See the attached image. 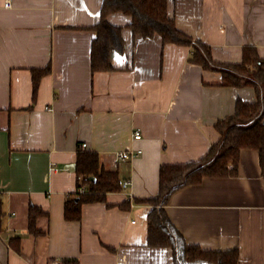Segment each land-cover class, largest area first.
Masks as SVG:
<instances>
[{
  "label": "crops",
  "instance_id": "1",
  "mask_svg": "<svg viewBox=\"0 0 264 264\" xmlns=\"http://www.w3.org/2000/svg\"><path fill=\"white\" fill-rule=\"evenodd\" d=\"M5 1L0 264H175L170 248L147 246L151 206L141 200L157 196L162 165L203 158L220 139L215 124L234 114L237 101L257 103L255 89L221 86L219 73L189 62L191 47L164 45L157 35L134 37L122 13L107 21L122 28L123 53H112V71L92 73L90 28L103 0H9L10 8ZM167 14L218 63H240L245 48L264 59V0H168ZM46 68L33 93V70ZM133 149L141 154L115 163V153ZM79 150L95 152L103 169L130 186L83 204L80 220L66 221L64 203L80 185ZM30 206L42 213L37 235L28 229ZM164 209L187 245L236 250L238 264H264V179L256 150L241 151L235 177L185 186Z\"/></svg>",
  "mask_w": 264,
  "mask_h": 264
},
{
  "label": "trees",
  "instance_id": "2",
  "mask_svg": "<svg viewBox=\"0 0 264 264\" xmlns=\"http://www.w3.org/2000/svg\"><path fill=\"white\" fill-rule=\"evenodd\" d=\"M167 5L168 0H103L99 21L90 28L94 33L90 49L91 72L112 71V53H123L122 28L107 21L110 14L122 13L131 18L127 28L134 37L146 39L157 35L164 45L191 47L189 62L205 71L219 73L221 86L255 89L257 103L237 101L234 114L215 124L220 139L210 146L203 158L184 165H162L159 169L157 196L141 200L151 206L146 217L147 246L170 248L175 264H238L236 250L205 251L197 246L187 245L167 217L164 207L170 195L185 186L199 185L206 178L235 177L242 150L258 152L264 179V59L259 58L254 48H245L238 64L214 61L208 46L193 41L175 27L173 20L168 17ZM48 72L49 68L33 70V93L36 92L39 78ZM75 173L80 185L76 196L64 203L63 216L66 221H79L83 204L104 202L108 193L121 191L117 172L103 169L95 152H77ZM79 188H84V192L79 193ZM120 208H128V204L123 203ZM41 214L39 209L29 207L28 229L32 234L40 233L35 228V219ZM2 216L0 201V232ZM64 264L77 262L65 261Z\"/></svg>",
  "mask_w": 264,
  "mask_h": 264
},
{
  "label": "built area",
  "instance_id": "3",
  "mask_svg": "<svg viewBox=\"0 0 264 264\" xmlns=\"http://www.w3.org/2000/svg\"><path fill=\"white\" fill-rule=\"evenodd\" d=\"M4 7L5 8H10L11 4L9 2V0H6L4 3ZM141 139V133L139 130L134 131L133 133V140L137 141ZM86 147V144H82L81 145V149H84ZM141 154L140 150L137 149H133V150H126V151H122V152H118L115 153L114 155V161L115 163H120V162H124V161H128L133 159L134 157L138 156ZM119 185H120V189L121 191H128L129 186H130V182L127 180H122L119 181ZM79 193H83L84 192V188H79L78 189ZM133 196L131 193H128V200L132 202Z\"/></svg>",
  "mask_w": 264,
  "mask_h": 264
},
{
  "label": "water",
  "instance_id": "4",
  "mask_svg": "<svg viewBox=\"0 0 264 264\" xmlns=\"http://www.w3.org/2000/svg\"><path fill=\"white\" fill-rule=\"evenodd\" d=\"M66 169H68V170H74L75 169V166L74 165L68 166Z\"/></svg>",
  "mask_w": 264,
  "mask_h": 264
}]
</instances>
